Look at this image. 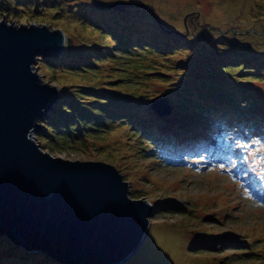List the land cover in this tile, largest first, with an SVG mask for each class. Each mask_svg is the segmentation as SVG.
<instances>
[{
  "label": "rangeland",
  "instance_id": "374dc122",
  "mask_svg": "<svg viewBox=\"0 0 264 264\" xmlns=\"http://www.w3.org/2000/svg\"><path fill=\"white\" fill-rule=\"evenodd\" d=\"M121 1L150 4L160 25L142 7L111 9L94 0H0V18H8V23H14V18L16 24L39 22L61 29L71 40L69 50L41 56L35 64L45 80L58 83L53 106L40 126L45 130L43 119L75 111L87 122L84 110L99 114L100 107L108 108L99 114L102 128L72 146L61 142L60 148H53L41 127L33 130L34 136L40 131V147L52 154L115 161L129 186L128 195L153 205L145 240L155 223H163L182 233V252L189 258L210 264H264V202L258 197L244 198L253 191L242 190L240 183L236 187L225 167L207 172L202 171L206 168L203 162L196 169L155 161L139 149L145 143L138 142L128 127L135 114L149 113L147 125L155 124L161 131L178 132L194 125L195 129L204 119L196 111L200 101H236L235 109L264 116V0H99L123 5ZM119 34L131 35V40L121 42ZM139 40L162 47L152 45L153 50L139 48L132 55L122 54L128 50L125 44ZM157 97L167 100L157 106L163 112L159 117L152 112ZM117 111L119 117L114 114ZM196 117L201 119L194 121ZM263 149L264 145L255 148L246 157L242 153L244 163L259 169L258 150ZM239 152L234 153L238 160ZM222 162L238 167L235 158ZM239 172L235 178L239 182L251 174ZM16 252L23 257L18 258ZM31 254L37 255L35 260ZM133 256L122 264H135ZM0 259L1 264L26 260L30 264H69L43 251L20 249L2 235Z\"/></svg>",
  "mask_w": 264,
  "mask_h": 264
},
{
  "label": "water",
  "instance_id": "95a60500",
  "mask_svg": "<svg viewBox=\"0 0 264 264\" xmlns=\"http://www.w3.org/2000/svg\"><path fill=\"white\" fill-rule=\"evenodd\" d=\"M94 1L145 8L159 24L149 4ZM66 42L69 49L50 25L0 18V235L69 264H122L141 247L153 205L128 195L115 161L46 152L33 133L58 94L35 64L62 54ZM162 102L152 101L160 114Z\"/></svg>",
  "mask_w": 264,
  "mask_h": 264
},
{
  "label": "trees",
  "instance_id": "16d2710c",
  "mask_svg": "<svg viewBox=\"0 0 264 264\" xmlns=\"http://www.w3.org/2000/svg\"><path fill=\"white\" fill-rule=\"evenodd\" d=\"M118 39L121 42H123L124 40H128V39L131 40V35L122 36L119 34ZM152 45H154L156 48L162 47L161 45H159L157 42L155 43L154 41L144 42L142 40H139L135 44L134 43L125 44V47L128 48V50H124V53L122 54L128 55L131 52L130 55H132L133 51H136L139 48L153 50L151 48ZM65 49L69 50L66 48V46L64 47V50ZM235 63L238 66L241 64V62H239V59H236ZM197 103H198L197 107L200 110H196V111L201 113V115L200 116L198 115V116L201 118L202 117L205 118L207 116L208 117L207 119H215V117L217 116L218 118L216 120L222 121L221 123L223 124L222 132L224 134H236L238 136L239 134H241V131L245 129L256 130L259 127L260 129L261 128L264 129V116H261V115L253 116V112H251V110H244L245 112H242L241 110L244 108L235 109L233 102L229 101L224 104L223 101L221 102L218 101L217 103H214V104H209V103L205 104L203 101H200ZM119 104H122V103H118V105ZM223 104L226 107L225 110L221 109V106ZM204 106L206 107L204 108ZM107 109L108 108L100 107L99 114H104L107 111ZM79 113L80 111L79 112L75 111V113L64 115L63 117H59V118L49 117L48 119L45 118L41 121V123L45 125V130L43 128L42 129L44 130L46 138L49 140L53 148L54 146L60 148L61 142L70 143L72 146L77 143L76 141L88 139V137L91 135V132H94V131L97 132L98 129L102 128V125L104 123V122L102 123L103 118H101L99 114L93 112V109L84 110L83 112L84 114L83 116L87 119V122L78 115ZM119 113L120 111H117L114 114L118 115L119 117ZM129 113H131V111H129ZM126 117L128 116H125L124 118ZM134 117L135 118L132 120L131 124L130 125L127 124V125L129 127V130H131L132 133L135 135V139H137L138 142L145 143V147L141 146L139 147V149L142 152H146L147 155L149 156L151 155L156 156L155 154L152 153L153 151L156 153H162V154L169 153L170 151L166 150L165 147L168 145L177 143L178 140L182 137V134L178 136H173L172 134L168 132L164 133L163 131V133H161V131H159V129L156 127H154V129L152 130L147 125V122H146L147 118H150L149 113L147 115H141L138 113V115L135 114ZM199 117L193 118V120L198 121L199 119H201ZM117 118H113V119H117ZM111 121H118V120H111ZM95 128H98V129H95ZM197 128L195 129L192 128L191 130H188L183 136V138H187L189 142L194 141L196 138L194 137L195 133L192 132V130H197ZM220 130L221 129H219L218 131L215 130L211 132L215 133V132H219ZM39 132L35 134V138H36V141L40 145L42 143L41 141L42 137ZM19 253H21L20 250H19ZM16 256L18 258L23 257L22 255L18 254V252H16ZM31 256H33V254H31ZM36 257L37 255L33 256L32 259L35 260ZM26 261L21 262V264H30ZM9 264H15V263H9Z\"/></svg>",
  "mask_w": 264,
  "mask_h": 264
},
{
  "label": "bare ground",
  "instance_id": "6f19581e",
  "mask_svg": "<svg viewBox=\"0 0 264 264\" xmlns=\"http://www.w3.org/2000/svg\"><path fill=\"white\" fill-rule=\"evenodd\" d=\"M157 114L160 115L158 112ZM245 142L243 139H240L237 141V145L242 148L245 146ZM239 149L234 147L229 156H233ZM209 151L212 155H208L204 159L213 162L214 152L210 148ZM182 237L181 232L173 230L163 223H155L149 237H147L148 239L144 241L132 259L135 264L136 262L140 264H210L201 258L194 259L185 256L181 246ZM151 244H153L152 247Z\"/></svg>",
  "mask_w": 264,
  "mask_h": 264
},
{
  "label": "snow or ice",
  "instance_id": "6c2138e0",
  "mask_svg": "<svg viewBox=\"0 0 264 264\" xmlns=\"http://www.w3.org/2000/svg\"><path fill=\"white\" fill-rule=\"evenodd\" d=\"M221 167H223V165H221Z\"/></svg>",
  "mask_w": 264,
  "mask_h": 264
},
{
  "label": "clouds",
  "instance_id": "9594fccd",
  "mask_svg": "<svg viewBox=\"0 0 264 264\" xmlns=\"http://www.w3.org/2000/svg\"><path fill=\"white\" fill-rule=\"evenodd\" d=\"M147 4V3H146ZM39 144V143H38Z\"/></svg>",
  "mask_w": 264,
  "mask_h": 264
}]
</instances>
